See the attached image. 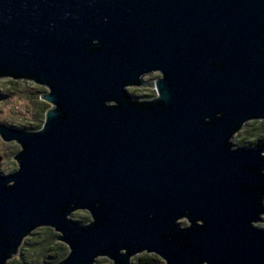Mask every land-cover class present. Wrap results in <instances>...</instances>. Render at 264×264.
<instances>
[{
    "label": "water",
    "instance_id": "95a60500",
    "mask_svg": "<svg viewBox=\"0 0 264 264\" xmlns=\"http://www.w3.org/2000/svg\"><path fill=\"white\" fill-rule=\"evenodd\" d=\"M92 39L101 41L94 51ZM154 68L167 74L158 82L163 106L124 104L127 82L156 90L144 80L151 73L138 81ZM0 70L35 75L28 81L47 88L40 98L63 112L48 107L34 135L0 126L4 142L24 148L12 156L20 172L0 180L4 256L48 222L71 238L67 264L103 252L127 264L120 247L155 250L169 264H264V231L249 227L264 147H223L237 121L264 115V0H0ZM105 99L122 106L106 108ZM220 110L223 119L203 123ZM7 180L15 186L5 190ZM95 201L101 216L87 228L57 211ZM185 209L204 227L178 231L172 221ZM176 240L185 245L178 256Z\"/></svg>",
    "mask_w": 264,
    "mask_h": 264
},
{
    "label": "clouds",
    "instance_id": "9594fccd",
    "mask_svg": "<svg viewBox=\"0 0 264 264\" xmlns=\"http://www.w3.org/2000/svg\"><path fill=\"white\" fill-rule=\"evenodd\" d=\"M89 48L95 50L101 44V41L98 39H92L89 42ZM214 66L219 67V61H214ZM148 73H155L157 79L155 80L156 90L152 98L146 99L143 95H134L129 91L128 86L133 84H140L136 82H127L123 85V103L134 106L138 110H142L145 106L148 105H157L163 106L164 101L161 98L162 93L158 88V82H163L167 78V74L159 69L154 68L150 71L141 73L138 76V81H142V77ZM16 78L20 81L24 80H36L38 78L35 75L27 74H8L7 70H0V81L5 79ZM189 78H191V73H189ZM41 83V82H39ZM46 85L49 89L48 95L52 93V88L49 84L42 83ZM49 101V100H48ZM51 107L49 108L48 113L56 111L60 117L63 116V112L59 110V107L56 103L51 102ZM23 104L22 99H18L16 95L7 96L6 99H0V126L2 127H11L18 130H23L27 134H38L42 132L46 126V123L43 126L37 127L34 124H31L30 121L23 115V109L21 105ZM102 104L106 108H116L121 107V101L117 99H105L102 101ZM225 113L220 110L216 111L212 116H204L203 123L213 124L218 120L223 119ZM47 122V121H46ZM249 125L253 128L254 134L245 140L241 141L237 138V130L244 126ZM3 136V135H0ZM10 141H16L21 145L22 153L24 151L23 145L16 139H10ZM223 147L227 148L229 152H237L245 149H255L257 147H264V115L257 116H248L242 120L237 121L230 130H228L227 135L223 141ZM18 154V155H19ZM259 157L264 159V150L259 152ZM18 160V159H17ZM21 170V161L18 160V165L16 170L12 173H7L0 171V180L13 176L19 173ZM257 172L258 175L264 176V168L253 169ZM15 186L14 180H7L6 183H3V189H11ZM241 192L249 191L247 185H241ZM257 211L255 213V218L249 221V227L259 231H264V187H260L257 190ZM102 205L99 201H95L91 206H78L77 203L71 202L67 206V210L61 206L57 211L63 212V219L66 222L78 224L81 228H87L95 224L101 216L99 209ZM82 209H87V212L80 211ZM93 209L97 211L93 212ZM181 217H186L181 221ZM192 212L189 209H185L182 215H177L172 223L178 231H185L196 228H203L205 221L203 219L197 218L194 221L191 219ZM154 214L149 213L148 219H154ZM38 225H43L44 227L37 228ZM71 238H65V233L63 230L58 228L52 223L48 222H36L33 226L27 229V231L21 234L18 237L17 242L15 243L14 250L11 251L6 256L3 253H0V256H3V259L0 260V264H67L70 257L73 253V248L69 243ZM165 242L171 246L173 244V236L166 235L164 237ZM175 245L179 251L175 255H179L185 248V245L182 241L176 240ZM145 248H141L138 251H135L131 254L128 252V248L120 247L117 250V255L126 256L127 264H137L138 255L144 252ZM150 251V250H148ZM151 252L156 253L160 264H169L168 259L162 256L159 252L152 250ZM89 264H116V260L112 258L107 252L93 254L89 261ZM199 264H210L209 260L203 259L200 260ZM211 264H220V261L213 260Z\"/></svg>",
    "mask_w": 264,
    "mask_h": 264
},
{
    "label": "rangeland",
    "instance_id": "374dc122",
    "mask_svg": "<svg viewBox=\"0 0 264 264\" xmlns=\"http://www.w3.org/2000/svg\"><path fill=\"white\" fill-rule=\"evenodd\" d=\"M157 78L158 77L155 73H151L144 77L146 81L150 82H154ZM128 88L132 94L143 95L146 99L152 98L155 93L154 87L149 86H130ZM46 91L47 88L45 86L28 80H17L15 85L11 84L9 79L0 81V99H6L7 96L10 95H16L18 99H22L23 104L21 107L23 109V115L31 122V124H34L37 127L43 125L45 116V113H42L41 116L38 115L37 108L40 106L39 103L43 102L46 104L44 105V110H47V108L51 106L40 98V94ZM254 131L255 130L249 125H244L242 129L236 133V136L239 140L243 141L253 135ZM19 150L20 146L17 143H6L0 138V171L12 173L16 170L17 163L12 156H14Z\"/></svg>",
    "mask_w": 264,
    "mask_h": 264
},
{
    "label": "trees",
    "instance_id": "16d2710c",
    "mask_svg": "<svg viewBox=\"0 0 264 264\" xmlns=\"http://www.w3.org/2000/svg\"><path fill=\"white\" fill-rule=\"evenodd\" d=\"M9 82L13 85L17 83V81L13 79H9ZM39 105L40 106L37 108V112H38V115L41 116L42 113H45L46 111L44 110V105L46 104H44L43 102H40ZM259 148H263V147H259ZM137 264H160V260L157 255L142 253L138 255Z\"/></svg>",
    "mask_w": 264,
    "mask_h": 264
},
{
    "label": "flooded vegetation",
    "instance_id": "af4514ba",
    "mask_svg": "<svg viewBox=\"0 0 264 264\" xmlns=\"http://www.w3.org/2000/svg\"><path fill=\"white\" fill-rule=\"evenodd\" d=\"M145 80V79H144Z\"/></svg>",
    "mask_w": 264,
    "mask_h": 264
}]
</instances>
